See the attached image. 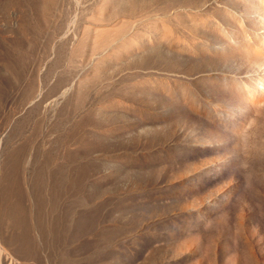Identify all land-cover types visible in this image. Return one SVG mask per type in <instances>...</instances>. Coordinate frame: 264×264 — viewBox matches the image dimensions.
I'll return each instance as SVG.
<instances>
[{"label": "rangeland", "instance_id": "obj_1", "mask_svg": "<svg viewBox=\"0 0 264 264\" xmlns=\"http://www.w3.org/2000/svg\"><path fill=\"white\" fill-rule=\"evenodd\" d=\"M0 264H264V0H0Z\"/></svg>", "mask_w": 264, "mask_h": 264}, {"label": "crops", "instance_id": "obj_2", "mask_svg": "<svg viewBox=\"0 0 264 264\" xmlns=\"http://www.w3.org/2000/svg\"><path fill=\"white\" fill-rule=\"evenodd\" d=\"M166 157L167 155L166 154H163L162 156H158V155H153V154H150L149 152H133V151H120L119 153L117 154H114V153H108L107 154V157H94V158H87L86 160H89V161H92V162H95V163H98L100 164V166H96L95 169H102V171H98V173H101L100 174V177L98 178H101V175L104 174L105 172L107 171H110L111 169H116V170H119L120 171H123V170H129V168L127 167H121L124 165L125 163V166H129V164H133V162L135 164H138L140 165V168H137L139 170L143 169L145 167V170H148L149 169V165H150V162L151 161H162L163 159L166 161ZM127 163V164H126ZM162 164H166L165 163H162ZM104 168V170H103ZM105 169H108V170H105ZM136 170V169H135ZM103 172V173H102ZM104 176V175H103ZM96 182H94V184H97L98 186L101 184V182L99 180H95ZM101 187V186H100ZM99 187V189H100ZM113 185L111 184V186H107L104 188L102 187L101 188V196L104 194H107V193H112L113 192Z\"/></svg>", "mask_w": 264, "mask_h": 264}, {"label": "trees", "instance_id": "obj_3", "mask_svg": "<svg viewBox=\"0 0 264 264\" xmlns=\"http://www.w3.org/2000/svg\"><path fill=\"white\" fill-rule=\"evenodd\" d=\"M80 177H79V181H80V178H81V174L79 175ZM89 179H88V176H87V173L85 174V177H84V179H83V182H84V184L87 182V188L86 189H88V187H89V185L90 184H88V181ZM53 181L51 180V178H50V184H51V186H52V183ZM90 188V187H89ZM86 189H84V191H86ZM89 190V189H88ZM88 192V191H87ZM78 195H79V192H78ZM83 207H85V205H83V204H81V208H82V210H85V209H83Z\"/></svg>", "mask_w": 264, "mask_h": 264}]
</instances>
